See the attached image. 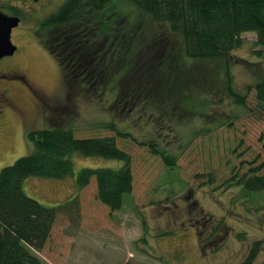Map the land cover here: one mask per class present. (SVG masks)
<instances>
[{
  "label": "rangeland",
  "instance_id": "1",
  "mask_svg": "<svg viewBox=\"0 0 264 264\" xmlns=\"http://www.w3.org/2000/svg\"><path fill=\"white\" fill-rule=\"evenodd\" d=\"M24 12L12 32L17 51L0 61V74L15 106L0 119V171L29 154L30 130L63 122L78 139L116 135L112 125L131 135L117 140L131 156L134 179L121 210L111 212L100 204L93 178L79 193V203L57 216L46 246L36 252L43 263L243 264L254 243H264V192L248 194L229 182L264 164V104L257 101L255 89L248 90L264 78L256 33H244L242 46L226 58L186 67L182 93L165 97L160 84L161 95L154 94L158 101L138 109L118 99L126 90L120 83L107 84L91 98L84 96L87 88L84 93L78 87L68 90L58 61L45 49L44 39L30 31H36L37 24ZM3 13L12 16L15 11L4 8ZM125 17L111 19L113 25H122ZM123 33L113 30L111 35ZM138 44L134 52L140 50ZM104 52L103 61L108 60ZM94 59L91 66H96ZM231 89L246 95L244 105L229 96ZM186 101H194L197 108L192 109L200 114L180 118V109L174 113V105L184 106ZM153 145L171 155L174 166L154 154ZM73 161L76 173L82 168L123 166L119 160L79 154ZM24 190L43 205L57 207L77 195L76 178L30 177ZM263 262L264 251L253 264Z\"/></svg>",
  "mask_w": 264,
  "mask_h": 264
},
{
  "label": "trees",
  "instance_id": "2",
  "mask_svg": "<svg viewBox=\"0 0 264 264\" xmlns=\"http://www.w3.org/2000/svg\"><path fill=\"white\" fill-rule=\"evenodd\" d=\"M125 14L123 24L114 26L111 19ZM47 19L44 25L54 27L52 36H58L56 32L62 29L72 36L71 44L60 49L65 55L43 41L60 66H64L62 61L67 57L70 66L93 72L90 85L80 87L67 81L68 90L78 87L84 93L87 88L89 93L84 96L91 98L103 92L107 84L120 83L126 90L122 99H118L138 109L158 101L154 94L161 95L160 84L164 85L165 97L182 93L181 81L192 63L228 57L242 46L244 33H256V45L260 47L256 55L264 60V0H65ZM113 30L124 33L113 37ZM110 38L111 44H105ZM49 40L53 42L51 37ZM137 44L141 48L134 52ZM104 51L108 59L104 58L105 61L101 59ZM91 57L95 58L96 66L90 65ZM135 58L137 64L133 62ZM85 62L87 67L83 66ZM252 89L256 91L257 101L264 104V78L248 87L249 92ZM66 96L71 98L75 94ZM229 96L245 104L246 95L231 89ZM195 105L194 101H186L184 106L174 105L173 110L176 113L180 109V118L188 113L200 114ZM215 124L217 127L225 125ZM110 129L116 135L89 139L76 138L74 129L63 122L51 129L27 132L29 154L0 171V264H44L36 252L46 246L57 216L79 203V193L93 178L100 204L111 212L121 210L124 197L132 193L134 179L131 156L117 146V140L131 135L118 132L114 125ZM152 148L167 166H174L171 155L155 145ZM76 154L119 160L123 166L82 168L76 173L73 161ZM30 177L54 180L75 177L77 195L57 207L45 206L26 194L24 183ZM229 182L243 187L248 194L263 193L264 164ZM263 244L254 243L243 264H253L264 251Z\"/></svg>",
  "mask_w": 264,
  "mask_h": 264
},
{
  "label": "flooded vegetation",
  "instance_id": "3",
  "mask_svg": "<svg viewBox=\"0 0 264 264\" xmlns=\"http://www.w3.org/2000/svg\"><path fill=\"white\" fill-rule=\"evenodd\" d=\"M62 1L63 0H0V11L3 13L4 8L10 9L12 10V12L15 11V13L11 17L19 18L20 19L19 25H20L23 21L21 11L24 10L25 11L24 14L28 15L37 24V30L36 31L30 30V31L33 32L35 36L42 37V39H44L46 43L51 44L57 52L58 51L60 52L61 48L65 49L66 45L71 44L72 42L71 34L68 35L67 30L62 29L59 32H56L54 30L59 35L52 36L54 27L51 28V27L45 26L44 24L46 20H48L47 18H49L50 15L58 11L57 10L56 12H53V10ZM9 2H17L18 6L10 5ZM24 3H30V4L27 6H24L26 5ZM39 13H43V15H41L42 19L40 21H37L35 20L34 17L38 15ZM50 37L52 38L53 42L49 40ZM106 43L107 41L105 42V44ZM48 46L49 45H47V47L45 46V49L50 53L51 50ZM60 54L65 55V51L63 53L60 52ZM68 59L69 58L64 57V60L62 61L64 66L63 67L60 66L62 77L65 80V82L69 81L73 85H90L93 80V72L90 71V73H88L89 70L87 68H85V71L83 70L80 71L78 68L77 70L76 68H74V66H70V64L68 63ZM83 66L87 67L88 63L86 62L83 63ZM73 74H76V75H74V77L68 76V75H73ZM5 82L6 81L4 80V75L0 74V119L3 118L8 108L15 109L14 102L12 100V92L9 89V87L6 85L7 83Z\"/></svg>",
  "mask_w": 264,
  "mask_h": 264
},
{
  "label": "water",
  "instance_id": "4",
  "mask_svg": "<svg viewBox=\"0 0 264 264\" xmlns=\"http://www.w3.org/2000/svg\"><path fill=\"white\" fill-rule=\"evenodd\" d=\"M19 23V18L8 16L0 11V61L16 53L17 47L11 38L13 30Z\"/></svg>",
  "mask_w": 264,
  "mask_h": 264
}]
</instances>
